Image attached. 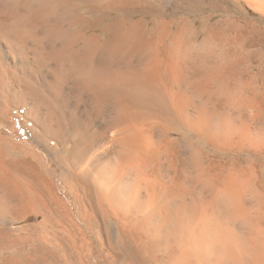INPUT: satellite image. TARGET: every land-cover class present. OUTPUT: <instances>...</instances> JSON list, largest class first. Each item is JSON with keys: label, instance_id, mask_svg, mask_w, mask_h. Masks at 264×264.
I'll return each instance as SVG.
<instances>
[{"label": "bare ground", "instance_id": "1", "mask_svg": "<svg viewBox=\"0 0 264 264\" xmlns=\"http://www.w3.org/2000/svg\"><path fill=\"white\" fill-rule=\"evenodd\" d=\"M145 6L0 0V119L21 111L57 172L0 134V210L52 218L79 207L101 217L121 264H264V53L209 19L129 18ZM42 250L40 264L78 262L74 250ZM38 260L20 252L0 264Z\"/></svg>", "mask_w": 264, "mask_h": 264}, {"label": "rangeland", "instance_id": "2", "mask_svg": "<svg viewBox=\"0 0 264 264\" xmlns=\"http://www.w3.org/2000/svg\"><path fill=\"white\" fill-rule=\"evenodd\" d=\"M213 1L215 3L213 7H196L192 6L187 1L180 0H145V2L148 3V6H145V8H143L141 11H138V13L132 14L129 18L135 21L152 23L157 20L178 21L182 17H188L189 20L196 21L199 27L201 26L202 21L209 19L210 23L220 27V29L225 28L227 30L226 34L228 35H231L232 33L236 34L237 32L242 35L244 34V38L247 39L246 47L244 46L245 50L247 48V50L252 53L257 52V54L259 53L261 57L264 53V11H262L264 8V0H261L262 3L261 1L256 0V2L259 3H255V5L248 0ZM256 4L260 8L258 6L256 8ZM197 25H195L196 28L198 27ZM236 27H240L241 29L238 28V30H236ZM203 36L204 33H202L201 37L203 38ZM216 41H214V45L219 44L217 39ZM223 45L229 46L226 44ZM220 46L221 44L219 47ZM263 56L261 57L262 61H264ZM255 57H251L249 62L253 64L262 62L260 61L261 58L259 56V60L257 57ZM253 73L259 74V71L255 70ZM246 76L247 74L242 77L246 78V80L243 81H247L249 75L247 77ZM248 89L249 88L247 87L243 93L244 95L247 93V97L251 95L250 92V95L248 94V91H250V89ZM236 100L241 104L243 103L241 99ZM236 100L235 104L241 105ZM246 106V104L244 105V108L243 106H240L241 109L243 108V113L248 114L247 112L249 111L250 113L255 111V108H247ZM237 111L235 110L234 112L239 114ZM37 132L38 131L35 132V135L38 134ZM0 134L10 136L17 142L19 141L21 145L26 144L28 147L31 146L37 149L39 158L40 154H43L42 159L46 160L47 162L46 166H48L44 167L47 170L46 172L50 176H54L53 172L57 174L55 171V160L51 157V155L42 151V153L40 152L38 144L32 138V124L27 121L26 117L23 115V113H21V111L15 109L11 111V114L8 118L0 119ZM243 155H245V151H243L241 157L246 156ZM219 158L220 156L216 157V159ZM239 158L237 159L239 160ZM28 179V183L30 185H34V182L31 181L32 179ZM55 187L54 188L58 192V195L60 194L59 196H61V198L64 197L65 199H62H64L66 204L72 208L75 204V201L68 192V189H65L60 179H58L57 186ZM38 205L40 206V202ZM2 207V210H0V236L2 237L0 238V241H5L2 242L3 245L0 249V260L6 259L10 256L12 257L13 255H18L20 252H24L27 258L30 259V262H34L39 259L37 264H40L41 257H45L47 260V255L43 254L42 251L44 249L42 250V248H52L53 246L57 252H60L61 254L64 252L63 255H60L62 257H64L67 253L65 252L64 248L67 249L68 252L74 250V253L76 252L75 254L79 256L77 259L78 262H75L74 264H121V252L116 247V244H113L114 239L110 237L108 233L109 231L107 232L103 225L100 228L96 227V221L98 223H102L101 217L100 219L97 218L98 220H91L89 217L85 216L79 217V207H73L75 209L72 217L64 216V213H62L58 216L55 215L52 218H45L44 216L40 215V212L21 210L22 208H19V206L17 208L11 209L12 212L6 211L4 206ZM58 208L59 207H57V209ZM59 213H61V210H59ZM75 224L78 225L80 229H76ZM6 247L12 248L7 249ZM18 249V253H15L14 250ZM77 251L80 254H78Z\"/></svg>", "mask_w": 264, "mask_h": 264}]
</instances>
